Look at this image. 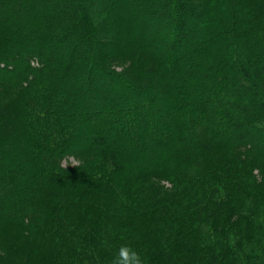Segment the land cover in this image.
I'll list each match as a JSON object with an SVG mask.
<instances>
[{
  "label": "trees",
  "instance_id": "trees-1",
  "mask_svg": "<svg viewBox=\"0 0 264 264\" xmlns=\"http://www.w3.org/2000/svg\"><path fill=\"white\" fill-rule=\"evenodd\" d=\"M121 244L264 264V0H0V264Z\"/></svg>",
  "mask_w": 264,
  "mask_h": 264
},
{
  "label": "clouds",
  "instance_id": "clouds-1",
  "mask_svg": "<svg viewBox=\"0 0 264 264\" xmlns=\"http://www.w3.org/2000/svg\"><path fill=\"white\" fill-rule=\"evenodd\" d=\"M109 264H146V258L130 244H121Z\"/></svg>",
  "mask_w": 264,
  "mask_h": 264
},
{
  "label": "rangeland",
  "instance_id": "rangeland-1",
  "mask_svg": "<svg viewBox=\"0 0 264 264\" xmlns=\"http://www.w3.org/2000/svg\"><path fill=\"white\" fill-rule=\"evenodd\" d=\"M88 3H89V1H88ZM88 3H87V5H88ZM87 7H88V6H87ZM69 160L73 162V160H72L71 158H70ZM64 162H66V161H64Z\"/></svg>",
  "mask_w": 264,
  "mask_h": 264
}]
</instances>
